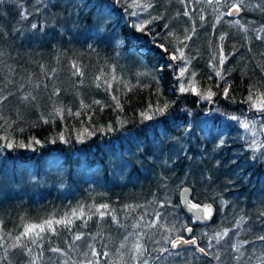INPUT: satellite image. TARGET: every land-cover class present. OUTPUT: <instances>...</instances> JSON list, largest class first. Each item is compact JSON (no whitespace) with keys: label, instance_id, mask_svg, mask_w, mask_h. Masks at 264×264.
I'll return each mask as SVG.
<instances>
[{"label":"trees","instance_id":"obj_1","mask_svg":"<svg viewBox=\"0 0 264 264\" xmlns=\"http://www.w3.org/2000/svg\"><path fill=\"white\" fill-rule=\"evenodd\" d=\"M99 2L0 0V95L8 96L0 105V114L17 120L13 128L24 129L9 130L16 140L28 144L35 137L41 141L31 148L0 149V236H4L0 241L4 244L0 247V264H30V256L10 247L13 240L7 233L14 237L24 222L39 223L52 214L60 218L81 205L91 219H75L70 231L60 227L56 235L46 236L40 247L28 245L33 248V256L43 253L37 264H87L89 260L93 264H134L131 246L141 232L145 233L141 242L148 249L143 259L149 264H264V241L256 239L264 235V217H259L264 211V159L254 158L260 151L248 146L251 132L230 119L235 115L255 121V139L264 144L260 131L264 117L243 103L252 83H264V39L256 38L264 37V12L255 7L261 0H244L240 15H223L219 23L217 16L237 0H221L220 4H208L207 0H152L151 15L163 17L153 27L162 28L167 23L177 35L185 28L196 29L185 51L195 57L189 68L196 72L198 87L216 93L212 101L181 94L172 69L157 72L153 61L141 66L139 58L129 54L139 51L137 42L126 35L130 30L116 13L111 22L117 36L125 40L118 47L124 55L117 56L108 44L88 39L89 26L100 11L94 5ZM76 4L80 7H70ZM81 9L79 28L73 29L68 22L69 12ZM24 10L32 13L28 20L20 15ZM184 11L189 16H184ZM237 20L246 31L235 23ZM33 22L46 24L45 34H34L30 28ZM221 34L226 37L223 41L219 39ZM90 43L94 49L88 47ZM221 45L227 57L223 70L231 71L225 77L232 85L228 99L223 95L224 81L211 67L218 63L212 57ZM73 62L80 66L83 76L73 75ZM113 67L123 83L113 82L111 91H106L103 84L96 87V77L102 71L110 73ZM139 72H156L163 93L161 102L176 101L166 118H157L163 123L155 127L154 121L142 122L139 113L157 100L156 85L148 77H140L138 84ZM175 75H179V68ZM128 82L136 85L132 91L124 87ZM55 89L60 90L58 96L52 94ZM112 95L119 97L123 111L115 107ZM96 100L101 104L93 103ZM81 101L87 107L81 108ZM61 104L81 115L65 114L64 119L52 116L50 123L40 119L42 113L47 116ZM120 121L127 123L121 126ZM109 126L114 130L109 131ZM83 129L94 134L81 143L77 135ZM61 133L67 143L57 139ZM0 135H4L2 130ZM220 140L225 141L224 145L220 146ZM137 144L142 151H137ZM184 186L191 188L192 201L215 206L211 224H196L187 218L178 199ZM169 200L180 205L174 213L178 219L167 215L170 207H160ZM100 204L110 206L118 223L113 222L112 215L100 219L94 214L95 206ZM157 211L165 213L162 225L175 224L178 231L168 233L160 227H147ZM134 224L140 227L134 228ZM182 225H191L208 255L201 256L191 247L160 255L158 249L168 247L163 238L183 235ZM224 229L231 230L229 235L220 243L212 239L209 247V238ZM79 233L84 236L75 241L74 235ZM122 242L124 249H120ZM90 245L101 255L92 256ZM233 245H240V253L233 251ZM52 247L61 252L49 251ZM177 251L180 255H175ZM104 252L109 255L105 257Z\"/></svg>","mask_w":264,"mask_h":264},{"label":"snow or ice","instance_id":"obj_2","mask_svg":"<svg viewBox=\"0 0 264 264\" xmlns=\"http://www.w3.org/2000/svg\"><path fill=\"white\" fill-rule=\"evenodd\" d=\"M184 0H181L183 3ZM208 4H220L221 0H207ZM47 7V5H45ZM72 8H79L78 4L71 5ZM87 7V4L84 5ZM94 7L100 9L98 13H96V18L93 20L89 26L88 32L91 34L87 38L92 39L98 43H106L110 47H113V50L116 52L117 56L124 55L120 51H118L119 46H123L125 44V40L118 37L115 33L113 24H112V16L116 13L119 16V19L124 21V27L129 29L130 31L126 35L132 36V38L137 42L136 47L139 51L132 50L130 51V55L137 56L139 58V63L141 66H145L146 61H153V68L157 69V72H162L164 68L172 69V74L174 78L179 82L178 83V90L181 94H192L199 97L202 100L212 101V98L216 93H214L211 88H200L198 87V82L195 81L196 72L190 71L189 66L191 65L192 59L195 57H189L186 53V49L189 48V42L193 40V36L196 34V29L193 27L191 29L185 28L181 35H177L173 32L170 26L165 23L163 24L162 28L157 26L153 27L156 21L162 20L163 17L160 15H151V10L153 9L154 5L152 0H100V2ZM245 2L244 0H237V2L232 3L231 5H227V10L224 13H221L217 16V23H219L221 16L227 15L229 17L236 15L237 13H241L244 10ZM255 7L259 9L261 12H264V0H261L260 3L256 4ZM37 12L40 11L39 8L36 9ZM82 9L78 12L70 11L69 12V21L73 29H78L80 24V16H81ZM147 13L148 15L145 18H141L142 14ZM32 13L24 10L20 13L24 20H28L29 16ZM184 16H189L188 11L183 12ZM77 17L76 19H71V17ZM203 19V17H201ZM235 23L241 28L242 31H246L244 25H241L239 20L235 21ZM46 24H38V23H31L30 28L34 30V34L41 33L45 34ZM67 34V33H64ZM3 35V34H0ZM257 39H264L257 35ZM221 41L225 40V35L221 34L219 36ZM175 41V43L173 42ZM90 49H94V44H88ZM3 53L0 52V56ZM264 55V54H262ZM227 57L224 55L223 46H220L219 52L217 55L212 57L213 61H218V63L211 64L212 70L215 72V75L219 77L222 81H224V88H223V95L225 99L229 98V92L232 85L227 81L225 78L227 75L231 74V71L225 72L223 70V65L226 61ZM73 68V75L76 76H83L84 73L80 66L76 63H72ZM179 68V75H175V69ZM262 71H264V65L261 66ZM138 77L137 83L139 84L140 77H148L156 85L155 95L157 96V100L155 103H149L148 107L139 113L140 120L143 121H154L153 127H155L158 123H163V121L157 119L158 117L166 118L170 112L169 110L172 106L176 103L175 100H167L164 99L161 102V97L163 93L160 89V77L157 75L156 72H139L136 73ZM106 76H110V79L105 78ZM96 87H101L102 84L105 86L106 91H111L113 87V82L116 83H123L122 78H119L116 75L115 67L112 68L110 73L101 72V75L96 77ZM187 85V86H186ZM144 87H149L150 85L144 84ZM124 87L128 91H132L136 85H132L130 82L124 83ZM217 88L220 87L219 84L216 85ZM60 90L55 89L53 91V95L58 96ZM11 95V93H9ZM8 96L0 95V105H3L5 101H7ZM28 99V97H25ZM32 99L34 100L35 97L33 96ZM111 99L115 102V107L120 111H123V106L120 103V99L116 95H112ZM233 101L235 102V97H232ZM93 103L100 105L101 101L96 100ZM243 103L247 104L249 109L260 114L264 117V83H252L248 89V94L243 101ZM87 107L84 105L83 101H81V108ZM65 114L68 116H76L79 117L81 113L79 111L72 112L70 108H66L62 104L58 107L54 106L51 113H48L47 116L45 114H41L40 119L44 123H50L51 117L56 116L60 119H64ZM231 120L236 121L245 131L251 132L252 139L248 142V146L253 149L254 151H260V155L258 157H254L256 159H264V144H261L259 141L255 139L257 132L253 131L255 121H249L247 118L241 120L239 117L232 115L230 117ZM0 130L4 132V135H0V149H13L15 147L19 148H31L33 145H39L41 141L36 139L35 137L31 138V142L25 144L22 141L16 140L12 135L11 131H20L23 132L24 129L20 127L13 128V125L17 124V120H9L8 117L0 114ZM127 121H120L121 126ZM109 131H113L114 129L109 126ZM187 132L188 130L185 129ZM261 132H264V123L261 124L260 128ZM94 133L89 131L88 129H83L82 131L78 132L77 140L81 143L84 140ZM191 135V133H188ZM57 139L61 142L67 143L68 139L66 136L61 133ZM175 139V138H173ZM53 143L56 142L54 139ZM225 141L220 140V146L224 145ZM137 151H142L140 145H136ZM183 182H181V185ZM192 194V190L190 188H181V203L188 207L190 210H194V215L196 216L197 220H211L214 209L210 204L201 205L199 203H192V200L189 198ZM160 207L163 208H171V211L167 212V215L173 217V219H178L177 215H174L175 209L179 208V204H172L169 200L166 203H161ZM110 206L108 204H100L95 206L94 214H98L100 219H104L108 215H112L109 211ZM87 216L88 219H91V216L84 211V206L81 205L77 209L71 210L70 213H65L60 218H57L55 214L50 215L49 217L41 220L39 223L36 222H24L22 224V230L15 235L14 237L11 236V233H7L9 237L13 240V243L10 245L13 249H19L23 254L28 255L31 257L30 264H37V260L43 255V253H38L37 255L33 256V248L29 247L28 245H35L40 247L41 242L45 239L46 236L49 234L56 235L58 229L63 227L65 229L71 230L72 225L74 224L75 219L83 220ZM165 213L157 211L155 213V218L148 223L147 227L149 228H162L165 232L172 233L178 231L175 224L171 227H165L161 224V220L164 218ZM259 217H264V211L259 213ZM143 219V218H141ZM113 222L118 223L117 217L112 215ZM85 224L87 220L84 221ZM195 221H193L194 223ZM3 222L0 221V225ZM134 228H139V224H134ZM3 231V228L0 227V232ZM182 231L187 232L190 234V238H185L184 235H175L174 237L165 236L164 242L170 245L172 250L180 249L183 245L192 246L196 252H199L203 255H208V252L205 247H201L199 244V238L195 236L194 229L187 225H182ZM230 229H224L221 232L215 233L213 237L209 238V247L211 246V240L215 239L217 243H220L225 237L229 235ZM136 242L131 246V256L130 259L134 262V264H149L147 259H143L144 254L148 251L146 246L141 242V238L145 235V233H137ZM207 235V233H205ZM84 234L79 233L74 235V240L79 241L83 238ZM4 239V236H0V241ZM128 237L125 236L124 240L127 241ZM257 240L264 241V235H257ZM155 243H159V241H155ZM247 243V241H245ZM0 247H4V244L0 243ZM92 256L98 257L101 255L97 250L92 247ZM125 248V243L120 244V249ZM233 251L236 253H240V245H233ZM49 251L53 253L61 252V249L52 247ZM119 251V249H118ZM160 255L163 256L164 253H169L170 249L168 247H161L158 249ZM7 252L8 248H5V256L4 259H7ZM103 255L107 257L109 254L104 252ZM121 258L123 257V252L120 253ZM175 255H180V252H176ZM242 255V254H241ZM241 258L240 255L236 257L237 260ZM216 259H219L217 255ZM87 264H93L91 260L87 262ZM98 264V262H97Z\"/></svg>","mask_w":264,"mask_h":264},{"label":"water","instance_id":"obj_3","mask_svg":"<svg viewBox=\"0 0 264 264\" xmlns=\"http://www.w3.org/2000/svg\"><path fill=\"white\" fill-rule=\"evenodd\" d=\"M241 13H242V12H241ZM241 13H237V14L234 15V16H238V15H240ZM261 135H262V137H263V139H264V132H261ZM184 188H190V187H188V186H184ZM190 189H191V188H190ZM191 197H192V194H191V196H190L189 198L191 199ZM178 199H179V201H180L181 207H182V209H183L185 215H186L188 218H190V219L192 220V222L195 221L194 223H196V224H208V223H210V222L213 220V218L215 217L216 209H215V206H214L211 202H203V203H199V204H201V205H204V204H210V205H212V207H213V209H214V213H213L212 219H211V220H197V219H196V216L193 214V213H194V210H190L188 207L184 206V205L181 203V189H180L179 192H178ZM191 200H192V199H191ZM192 203H196V202L192 201ZM190 227H191V226H190ZM183 235L185 236V238H190V234L187 233V232H183ZM168 247H169V249H170L171 251H176V250H172V249L170 248V245H169V244H168ZM188 247L193 248L192 246H189V245H183L180 249H185V248H188ZM180 249H177V250H180ZM193 249H194V248H193ZM197 253H198L199 255H201V256H204L203 254H201V253H199V252H197Z\"/></svg>","mask_w":264,"mask_h":264},{"label":"bare ground","instance_id":"obj_4","mask_svg":"<svg viewBox=\"0 0 264 264\" xmlns=\"http://www.w3.org/2000/svg\"><path fill=\"white\" fill-rule=\"evenodd\" d=\"M23 153V152H22ZM16 164V163H15ZM18 165V164H17ZM20 165V164H19ZM4 170H6V169H4ZM4 170H2V171H4ZM23 169H21V171H22ZM24 171V170H23ZM25 172V171H24ZM3 174V173H2ZM17 174V173H16ZM24 175H25V173H23ZM10 176V175H9ZM30 177V176H29ZM23 178V177H22ZM22 178H21V180H22ZM27 178V177H26ZM24 179V178H23ZM20 180V181H21ZM26 180V179H25ZM21 182H23V181H21ZM23 184V183H22ZM27 184V183H26ZM23 188V187H22ZM24 189V188H23ZM28 189V188H27ZM10 200V199H9ZM13 202V201H12ZM188 218V217H187ZM189 219V218H188ZM216 219V218H215ZM212 223V222H211ZM210 223V224H211ZM191 226V225H190ZM178 251H180V250H178Z\"/></svg>","mask_w":264,"mask_h":264},{"label":"rangeland","instance_id":"obj_5","mask_svg":"<svg viewBox=\"0 0 264 264\" xmlns=\"http://www.w3.org/2000/svg\"><path fill=\"white\" fill-rule=\"evenodd\" d=\"M248 132V131H247ZM111 185H114V184H111ZM119 186V185H118ZM120 190H122L121 188H120ZM119 193V192H118ZM169 257H171V256H169Z\"/></svg>","mask_w":264,"mask_h":264}]
</instances>
